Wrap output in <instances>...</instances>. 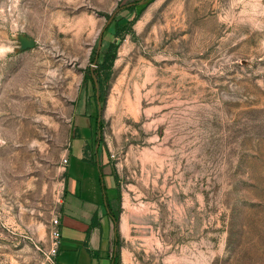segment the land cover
I'll return each mask as SVG.
<instances>
[{
	"label": "rangeland",
	"instance_id": "1",
	"mask_svg": "<svg viewBox=\"0 0 264 264\" xmlns=\"http://www.w3.org/2000/svg\"><path fill=\"white\" fill-rule=\"evenodd\" d=\"M138 1L0 0V264L49 263L72 153L98 143L119 264H264V0Z\"/></svg>",
	"mask_w": 264,
	"mask_h": 264
},
{
	"label": "crops",
	"instance_id": "2",
	"mask_svg": "<svg viewBox=\"0 0 264 264\" xmlns=\"http://www.w3.org/2000/svg\"><path fill=\"white\" fill-rule=\"evenodd\" d=\"M81 153L73 151L68 164L56 264H119L122 251L116 254V227L106 203L108 196L114 208L117 197L109 156L100 151L97 159L105 174V190L99 164L86 161ZM95 214L99 224L92 226Z\"/></svg>",
	"mask_w": 264,
	"mask_h": 264
},
{
	"label": "trees",
	"instance_id": "3",
	"mask_svg": "<svg viewBox=\"0 0 264 264\" xmlns=\"http://www.w3.org/2000/svg\"><path fill=\"white\" fill-rule=\"evenodd\" d=\"M139 2V1H138ZM138 2H132L131 4L132 5H129L128 4V7H127V9H129V10H131V11H135V9H136V4L138 3ZM134 4V5H133ZM136 5V6H135ZM133 21H134V19H132V20H130L127 24H125V25H121L120 23L119 24H116V32H115V36L117 37V36H119L120 35V33H121V29H129V28H131V26H132V24H133ZM113 22V21H112ZM105 33H107L108 32V28L107 29H105V31H104ZM97 46H98V40H97V42H96V44H95V50H97ZM117 47H118V42H117V40H114V41H111L110 42V44H109V46H108V50L104 53V60H103V62L102 63H99V62H97V67L100 69V70H103V69H107V71L108 70H110L111 68H112V65H113V62H114V60H115V58H116V55H117ZM103 52L102 51H100V53H99V56L102 54ZM95 54H96V52H95ZM95 56V55H94ZM109 75V73L107 74V76ZM93 83H96V85L97 84H99V88L97 87L96 89H97V91L99 92V97H100V100H101V98H102V96H100V91L101 90H103L104 88H102V87H104V80L102 79V76H100V74L98 73L97 74V81H95V79H94V77L92 76V75H89V77H88ZM98 86V85H97ZM101 87V88H100ZM99 100V101H100ZM101 102V101H100ZM98 120V119H97ZM98 128H100V130H101V126H102V124H101V122H99L98 121ZM100 139H102V138H100ZM100 149H101V145H99V147L98 148H96V154L98 155V157L100 156L99 154H100ZM104 151V150H103ZM106 151V150H105ZM95 154V155H96ZM95 158H96V156H95ZM95 158H89V159H86L85 158V160L86 161H89V162H91V163H93V164H96L97 163V165L99 164V162L97 161V159H95ZM108 164H111L110 162H108ZM99 174L101 175V177L103 178V188L106 190V185H105V181H104V177H105V174L103 173V170H102V165L101 164H99ZM112 175L114 176V179H115V182H118V176H117V174L116 173H112ZM101 178V179H102ZM116 189L118 190V193H119V187H118V183L116 184ZM119 198V199H118ZM116 197V199H118V200H120V193H119V197ZM115 199V200H116ZM106 203H107V207H108V209H109V214L113 217V219H114V223H115V227H116V233H115V243H116V246H117V251H116V254H119V250H120V231H119V220H120V216H119V211H115V208H113V206H112V204H111V200L108 198V196H106ZM61 217V216H60ZM99 224V222H98V217H97V215L95 214L94 216H93V220H92V226H95V225H98Z\"/></svg>",
	"mask_w": 264,
	"mask_h": 264
},
{
	"label": "built area",
	"instance_id": "4",
	"mask_svg": "<svg viewBox=\"0 0 264 264\" xmlns=\"http://www.w3.org/2000/svg\"><path fill=\"white\" fill-rule=\"evenodd\" d=\"M69 159L68 157H65L63 159V164H68ZM60 224H61V217L56 216L52 219L51 221V226H50V238H51V250L49 252V263L48 264H56V255L59 250L60 246V240H61V229H60Z\"/></svg>",
	"mask_w": 264,
	"mask_h": 264
},
{
	"label": "water",
	"instance_id": "5",
	"mask_svg": "<svg viewBox=\"0 0 264 264\" xmlns=\"http://www.w3.org/2000/svg\"><path fill=\"white\" fill-rule=\"evenodd\" d=\"M144 1L145 0H140L138 3H143ZM114 15L115 14H113L110 17V19L108 20V23L106 24V26L113 21ZM106 26L103 28V30H102V32H101V34L99 36L96 56H95L94 61L92 62V66H96L97 65L98 58H99V53H100V51L102 49V45H103V35H104V31H105ZM17 38H18V40L20 42L21 50H25V49H28V48H33V47L36 46V40L34 38H31V37L25 35V34H19L17 36ZM93 77L97 81V77H96L95 74H93ZM97 95L99 96V92L98 91H97ZM99 103H100V101H99ZM98 146H99V143H98L97 147Z\"/></svg>",
	"mask_w": 264,
	"mask_h": 264
}]
</instances>
